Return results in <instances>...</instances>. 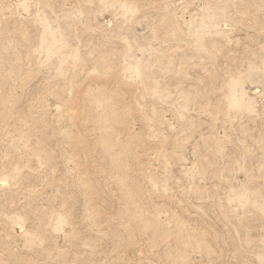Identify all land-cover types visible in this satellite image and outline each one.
<instances>
[{"label": "rangeland", "instance_id": "374dc122", "mask_svg": "<svg viewBox=\"0 0 264 264\" xmlns=\"http://www.w3.org/2000/svg\"><path fill=\"white\" fill-rule=\"evenodd\" d=\"M0 264H264V0H0Z\"/></svg>", "mask_w": 264, "mask_h": 264}, {"label": "bare ground", "instance_id": "6f19581e", "mask_svg": "<svg viewBox=\"0 0 264 264\" xmlns=\"http://www.w3.org/2000/svg\"><path fill=\"white\" fill-rule=\"evenodd\" d=\"M45 31H47V28L46 27H44V32ZM44 41V40H43ZM43 41H42V43H43ZM51 42H53V41H51ZM55 44V43H54ZM54 44H51V43H46L43 47H44V49H45V57L46 56H52V55H54V54H57V53H59V50H61V48L60 47H62L61 45H60V47L58 46V45H54ZM52 45V46H51ZM232 102L233 103H237V100H236V98H234L233 100H232Z\"/></svg>", "mask_w": 264, "mask_h": 264}]
</instances>
